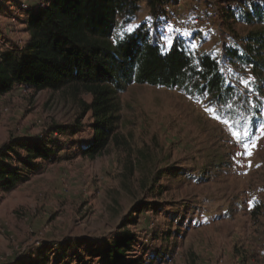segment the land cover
<instances>
[{
    "label": "rangeland",
    "instance_id": "rangeland-1",
    "mask_svg": "<svg viewBox=\"0 0 264 264\" xmlns=\"http://www.w3.org/2000/svg\"><path fill=\"white\" fill-rule=\"evenodd\" d=\"M18 1L13 5L7 0L0 10L2 46L28 39L20 6L37 9L45 3ZM234 1L178 0L168 6L161 28L169 40H189L196 33L188 48L212 53L245 93L248 84L241 80H252L251 71L231 64L223 45H241L247 28L231 31L214 13ZM143 21H154L145 3L132 19L120 17L121 33ZM163 44L169 46L164 39ZM260 98V123L249 136L217 119L215 109L202 99L176 89L132 85L120 94L123 110L116 132L121 144L88 157L80 153L78 142L93 134L88 127L92 114L86 111L91 95L75 94L69 87L16 86L0 96V152L18 140H58L63 145L59 161L45 162L25 182L0 190V264L35 259L42 248H48V264H97L93 252L122 232L135 233L139 242L157 250L166 245L158 235L177 227L180 236L172 239L176 246L169 257L150 261L151 252L143 255L138 248L132 258L146 264H264V94ZM58 126L80 131L60 134ZM219 156L227 164L210 166L209 160ZM12 163L20 166L16 157ZM188 169L193 170L169 173ZM175 212L183 217L181 225L171 224ZM68 244L70 256L61 259L56 250Z\"/></svg>",
    "mask_w": 264,
    "mask_h": 264
},
{
    "label": "trees",
    "instance_id": "trees-1",
    "mask_svg": "<svg viewBox=\"0 0 264 264\" xmlns=\"http://www.w3.org/2000/svg\"><path fill=\"white\" fill-rule=\"evenodd\" d=\"M5 1H1L0 10ZM8 1L20 4L18 0ZM44 1L37 9L20 6L28 39L21 44L0 45V96L16 86L34 90L69 87L75 94L91 95L86 111L92 114L88 127L93 134L88 141L78 142L83 156L95 157L110 144H121L116 132L123 110L120 94L136 84L176 89L204 100L231 128L245 130L249 136L257 130L263 102L260 96L264 94V0H237L214 12L231 31L247 28L245 35L239 38L241 45H223L225 57L231 64L251 71L253 78L245 93L230 81L220 60L212 53L188 48L196 33L189 40L176 36L172 44L164 46L162 17L168 16V6L178 0ZM142 3L149 8L154 21H143L131 33H121L125 28L119 26L120 17L129 15L132 19ZM2 35L0 28V37ZM55 129L64 134L73 128L58 126ZM76 131H80V127L73 129V134ZM47 141L18 140L0 152V190L15 188L28 180L29 173L42 170L45 162L61 159L63 145L58 140ZM14 157L20 166L12 163ZM223 159L224 156H219L209 160L210 166L222 167L227 164ZM192 170H169V173L184 175ZM262 202L254 206L253 216L260 213ZM189 208L193 207L186 209ZM171 217V224L183 222L179 212ZM178 236V227L175 231L161 233L158 237L166 245L153 250L139 242L135 233L125 231L93 254L98 258L97 264H146L143 259L132 258L138 248L143 255L151 252L150 261L161 260L170 256L168 251L176 246L175 241H171ZM70 247L68 244L56 250L61 259L70 256ZM47 250L42 248L35 259L21 260L18 264H48Z\"/></svg>",
    "mask_w": 264,
    "mask_h": 264
},
{
    "label": "snow or ice",
    "instance_id": "snow-or-ice-1",
    "mask_svg": "<svg viewBox=\"0 0 264 264\" xmlns=\"http://www.w3.org/2000/svg\"><path fill=\"white\" fill-rule=\"evenodd\" d=\"M135 27H137V25H128L126 31L129 32V33H131ZM185 35L191 36L192 33L190 31H187V32H185ZM164 40H165V42L167 44H172L173 43V41L169 40L167 37H165ZM191 46L193 48L198 47V45H196L195 43H193ZM241 82L244 83L245 86H247V84H248L249 81L242 79ZM206 111H208L211 114V112L213 110L212 109H206ZM217 119H219V117H217ZM261 133L264 134V125L261 126ZM233 135H235L237 137V139H239V135L237 133H233ZM245 135H247V133H245ZM252 146H254V144ZM248 147H249V145H245V148H248ZM244 154L245 155H250L251 153H250V151H248V152H245Z\"/></svg>",
    "mask_w": 264,
    "mask_h": 264
}]
</instances>
